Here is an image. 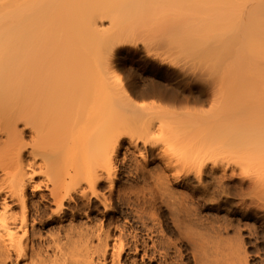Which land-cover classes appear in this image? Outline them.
Listing matches in <instances>:
<instances>
[{
  "label": "bare ground",
  "instance_id": "obj_1",
  "mask_svg": "<svg viewBox=\"0 0 264 264\" xmlns=\"http://www.w3.org/2000/svg\"><path fill=\"white\" fill-rule=\"evenodd\" d=\"M109 1L98 4L93 0H0V151L3 154V160H0V264H119V257L125 250L134 255L142 252L140 264H215L216 258L222 260L221 257L227 255L221 254L220 247L217 251L221 256H215L216 246L221 245L216 242L215 247L208 246L209 236L206 243L201 236L203 245L198 243L199 237H194L196 234L192 233L193 229L191 232L189 224L181 229L178 227L183 223L177 224L178 231L183 228L179 232L182 237L179 235L178 247L171 245L174 241L155 239L153 226L145 228L148 217L144 210H134L133 218L144 227L146 238L139 237L135 231L126 234L125 227L118 224L111 227L113 220L106 219L115 191L116 157L123 139H127L143 162L148 161L149 148L156 145L147 135L132 139L124 132L137 125L133 123L136 125L133 127L122 119L119 109L120 96L126 97L130 104L133 100L110 62L119 43L126 41L119 40L124 31L116 28L108 33L101 27L103 20L108 22L110 18L108 28L116 21L112 12L115 1H111L114 2L112 6ZM225 14L234 20L226 41L246 54L249 62L244 68L236 70L233 66L224 72L264 79V0H236L225 8ZM131 30H126L125 35ZM133 32L128 35L130 38ZM191 46L192 43L189 51ZM26 49L29 56L25 54ZM56 51L59 52L58 61H46L47 55ZM230 51L235 56L238 54L232 47ZM233 53L228 54L232 56ZM204 55L206 58L203 53L200 59ZM6 68L12 73L10 76H7ZM61 74L64 78L58 95L49 87L51 79ZM91 75L95 76V81L89 80ZM114 76L118 78L116 81L112 79ZM164 94L167 98L176 97L174 92L164 91ZM192 98L199 99L200 96L189 95L186 100ZM57 105L58 108H52ZM19 123H22L20 129ZM142 126L148 128L150 124ZM25 131L29 136L27 142L23 139ZM2 136L6 138L4 141H1ZM71 137L77 141L66 144ZM88 154H94V157H86ZM203 169H196L197 178ZM162 176L157 183L159 178H156L153 185L162 188L165 201L174 194L170 191L167 175ZM104 188L108 194L104 193ZM180 200L184 201L182 197ZM182 206L178 214H184L186 218L189 214L196 215V207L187 205L193 208L190 211ZM171 207H162L166 220L168 215L174 217L177 211ZM94 213L89 222H97H94L95 229L92 228L94 225H82L81 229H78L81 225L65 228L60 225L67 218L74 221L81 214L88 217ZM154 213L149 214V219ZM180 217L175 219L177 223L184 220V216ZM33 222L39 223L38 229ZM45 226L50 227L43 235L40 229ZM160 227H157L160 232L169 231L168 221ZM153 230H156L155 225ZM93 239L97 241L94 245ZM171 249L177 253L174 259L177 262L172 261L173 257L171 260ZM49 252H53L52 258ZM93 255L96 261H93ZM133 259L128 264H139Z\"/></svg>",
  "mask_w": 264,
  "mask_h": 264
},
{
  "label": "rangeland",
  "instance_id": "obj_2",
  "mask_svg": "<svg viewBox=\"0 0 264 264\" xmlns=\"http://www.w3.org/2000/svg\"><path fill=\"white\" fill-rule=\"evenodd\" d=\"M103 1L109 0H93L98 4ZM111 1L109 3L112 6L114 2ZM114 1V26L108 28L109 18L108 22L106 19L102 21L101 27L108 33L114 32L116 28L121 29L124 34L119 40H129L128 43H119L115 50L116 55L111 57L110 61L133 100L130 104L124 96L119 99L122 119L132 126L133 123L137 125L124 132L132 139L147 135L156 145L152 149L149 148L146 154L148 161L143 162L137 152L134 153L131 149L127 139H123L116 157L118 163L114 173L115 191L111 195L113 200L110 201L106 219L113 220L111 227L118 224L125 227L126 234L135 231L143 238L146 235L144 227L135 222L133 214L136 210H144L145 216L148 217L145 228L153 226L152 234L157 240L170 243L174 241L171 245L176 244L174 247H178V239L182 237L179 232H182L183 226L189 224L187 226L191 232L193 229L192 233L196 234L194 237H199V241L196 239L198 243L201 244L204 240L206 243V237L209 236L207 238L213 240L210 245V241H207L208 246L215 247L216 242L221 245L216 246L218 249H215V256L220 254V251H217L220 247L221 254L223 252L227 255L222 256V260L216 258L219 263L229 261L228 264H264V79L246 75L238 77L224 72L233 66L236 70L239 67L244 68L249 62L246 54L226 41V35L233 27L234 20L226 16L225 8L236 0ZM128 29L135 32L132 38L128 36L131 32L125 35ZM70 46L73 47L72 43ZM230 47L238 52L236 56L232 49L235 54L230 51ZM26 53L29 56L28 49L25 50ZM203 53L207 56L205 58L204 55L202 60L200 58ZM58 59V51L46 57V61L50 63H55ZM6 71L7 76L12 74L8 68ZM63 78L61 74L51 79L49 89L52 93L59 95L58 88ZM116 78L114 76L112 79L116 81ZM89 80L95 81L96 78L91 75ZM164 91L174 92L176 97H164ZM189 95L200 98L186 100ZM52 108L56 109L58 105ZM142 124L150 126L144 128ZM17 127L22 128V123ZM2 137L1 141H4L5 137ZM23 139L26 142L29 139L28 131L24 132ZM76 141L75 137H71L66 140V144ZM89 156L94 157V154H88L86 157ZM2 157L0 151V160H3ZM199 167L204 169L198 179L196 169ZM162 175H167L170 191L174 194L166 198H171L170 203L166 199L163 201L162 198H165L166 194L162 192V188L153 185L154 181L157 180V183L163 178ZM104 191L106 194L105 188ZM181 197L184 201L180 200ZM116 202H121V205ZM168 205L177 210L175 214L173 210L172 215L178 217L170 215L174 221L169 215L166 220V214L162 212L164 206ZM187 205L194 209L196 207L197 216L189 214V218H186L181 214L184 220L177 223L181 216L178 214L181 213V206L189 210ZM99 209L103 210L102 207ZM153 212L155 217L149 219V214ZM94 215L95 213L87 217L81 214L74 221L67 218L60 225L63 228L81 225L78 229L85 225L92 227L95 221L92 224L89 220ZM158 217L161 222L157 220ZM166 221L169 231L160 232L157 227H163ZM153 222L156 230H153ZM130 224L135 230L129 227ZM177 224L182 225L178 227H183L182 230L178 231ZM36 227L39 228V223ZM49 227L40 229L43 235ZM92 228L95 229V225ZM213 228L218 230L216 234ZM201 236L204 240H200ZM93 240L92 245L97 242ZM127 240L131 241V238L127 236ZM173 250L171 249L170 256L173 254L171 260L173 257L172 261H175L177 253ZM128 251L122 253L118 263L123 264L125 261V264H128L134 258L140 264L142 252L140 255H134L132 251ZM48 254L53 257V252ZM94 256L93 261H96ZM189 257L191 259L190 253Z\"/></svg>",
  "mask_w": 264,
  "mask_h": 264
}]
</instances>
